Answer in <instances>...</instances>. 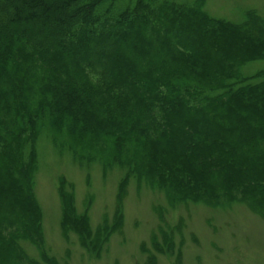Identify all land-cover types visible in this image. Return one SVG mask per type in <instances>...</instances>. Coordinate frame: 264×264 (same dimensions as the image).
<instances>
[{
  "label": "trees",
  "instance_id": "trees-1",
  "mask_svg": "<svg viewBox=\"0 0 264 264\" xmlns=\"http://www.w3.org/2000/svg\"><path fill=\"white\" fill-rule=\"evenodd\" d=\"M203 5L0 0V264H58L33 191L44 144L172 206L263 200L264 20ZM57 187L61 236L97 258L109 231L91 230L71 183Z\"/></svg>",
  "mask_w": 264,
  "mask_h": 264
},
{
  "label": "rangeland",
  "instance_id": "rangeland-1",
  "mask_svg": "<svg viewBox=\"0 0 264 264\" xmlns=\"http://www.w3.org/2000/svg\"><path fill=\"white\" fill-rule=\"evenodd\" d=\"M203 4L212 18L240 22L243 13L254 11L264 20V0ZM44 145L33 191L43 216L42 241L58 264H264V198L248 202V207L242 202L172 206L164 192L149 184L132 180L120 186L122 173L116 167L82 168ZM58 177L72 184L76 211L87 213L91 230L104 224L109 231L97 258L82 249L75 234L61 236ZM22 245L35 258L34 249Z\"/></svg>",
  "mask_w": 264,
  "mask_h": 264
}]
</instances>
